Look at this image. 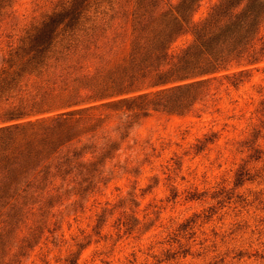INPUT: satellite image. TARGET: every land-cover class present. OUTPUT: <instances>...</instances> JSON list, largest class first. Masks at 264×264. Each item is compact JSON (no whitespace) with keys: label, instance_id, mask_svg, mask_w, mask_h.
Wrapping results in <instances>:
<instances>
[{"label":"rangeland","instance_id":"374dc122","mask_svg":"<svg viewBox=\"0 0 264 264\" xmlns=\"http://www.w3.org/2000/svg\"><path fill=\"white\" fill-rule=\"evenodd\" d=\"M55 1L16 0L13 14L0 20V62ZM177 1L164 0L161 9ZM219 1L201 0L193 23ZM115 2L100 51L119 59L132 38L133 2ZM192 39L190 32L181 34L170 53L178 55ZM82 65L94 71L99 59L90 56ZM235 74H244L237 85ZM52 80L53 70L27 77L21 96L37 94ZM57 100V106L69 103L68 97ZM116 125L115 118L106 130L120 148L94 167L92 189L80 194L89 182H70V176L71 192L56 198L38 243L16 264H264V57L234 61L218 72L184 115L153 112L124 140ZM41 217H29L17 230L10 257Z\"/></svg>","mask_w":264,"mask_h":264},{"label":"trees","instance_id":"16d2710c","mask_svg":"<svg viewBox=\"0 0 264 264\" xmlns=\"http://www.w3.org/2000/svg\"><path fill=\"white\" fill-rule=\"evenodd\" d=\"M163 1L132 0V38L122 58L100 51L115 18V0H56L2 57L0 264H16L38 243L49 208L71 192L66 189L70 182H89L80 186V194L92 189L98 169L94 167L103 166L120 148L106 130L110 121L117 119L114 130L124 140L153 112L191 111L214 76L232 62L249 58L256 63L264 57V0H220L198 23L191 19L201 0L168 2L161 9ZM15 2L0 0V20L13 14ZM185 32L192 34V42L172 55L171 44ZM90 56L98 58L99 65L84 72L83 60ZM51 70L52 84L21 96L27 77H42ZM243 76L235 74L234 84ZM57 97H68L69 103L57 106ZM49 113L53 116H43ZM83 137L88 140L77 145ZM87 154L99 160L92 162ZM39 214L42 219L10 257L17 230Z\"/></svg>","mask_w":264,"mask_h":264}]
</instances>
